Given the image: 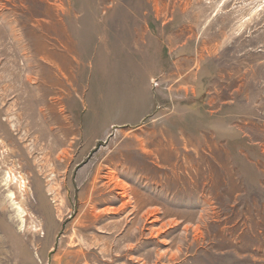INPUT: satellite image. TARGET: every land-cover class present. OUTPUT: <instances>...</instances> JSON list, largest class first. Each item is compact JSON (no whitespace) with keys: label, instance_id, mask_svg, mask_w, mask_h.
<instances>
[{"label":"rangeland","instance_id":"obj_1","mask_svg":"<svg viewBox=\"0 0 264 264\" xmlns=\"http://www.w3.org/2000/svg\"><path fill=\"white\" fill-rule=\"evenodd\" d=\"M0 264H264V0H0Z\"/></svg>","mask_w":264,"mask_h":264},{"label":"bare ground","instance_id":"obj_2","mask_svg":"<svg viewBox=\"0 0 264 264\" xmlns=\"http://www.w3.org/2000/svg\"><path fill=\"white\" fill-rule=\"evenodd\" d=\"M23 183V182H22ZM22 183H20V184H22ZM23 184H25V183H23ZM24 186V185H23Z\"/></svg>","mask_w":264,"mask_h":264}]
</instances>
